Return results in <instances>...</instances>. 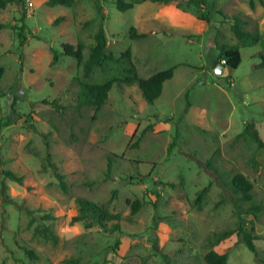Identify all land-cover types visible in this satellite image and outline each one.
Masks as SVG:
<instances>
[{
    "label": "rangeland",
    "instance_id": "1",
    "mask_svg": "<svg viewBox=\"0 0 264 264\" xmlns=\"http://www.w3.org/2000/svg\"><path fill=\"white\" fill-rule=\"evenodd\" d=\"M172 2L183 9L179 26L152 16L162 3L149 0L0 7V187L13 200L0 198V264H207L211 250L227 253L228 264H264V208L238 214L236 195L219 183L240 173L253 186L241 207L264 200V148L250 133L239 136L249 124L264 141V0ZM233 15L261 38L240 48L236 69L218 75L217 45L236 43L224 17ZM100 26L117 61L106 58L85 77ZM65 45L80 51V61ZM169 68L160 96L146 101L133 77ZM109 80L99 108L78 105L80 84ZM6 170L23 183L4 177ZM78 197L118 214L107 223L118 229L72 222ZM135 201L142 205L132 213ZM240 221L256 237L257 257L236 234L214 237ZM36 226L49 227L56 242Z\"/></svg>",
    "mask_w": 264,
    "mask_h": 264
},
{
    "label": "trees",
    "instance_id": "2",
    "mask_svg": "<svg viewBox=\"0 0 264 264\" xmlns=\"http://www.w3.org/2000/svg\"><path fill=\"white\" fill-rule=\"evenodd\" d=\"M14 0H0V7H5V5ZM152 2H158L167 4L172 2V0H149ZM190 2H200L202 0H189ZM75 4V0H46V5L49 7L54 6H64V7H72ZM177 5H179L177 3ZM130 6H126L121 8L125 10ZM25 15V12H23ZM229 20L230 30L233 36L236 39V43L233 45L229 44H218L217 47L219 50L218 56L216 58V65L221 64L225 68L236 69L241 61L240 58V48L250 47L255 45L261 38L260 33L257 29L255 30H247L245 28L246 22L242 20L238 15H233L231 17L224 16ZM2 25L0 24V28ZM131 35L134 37H143L145 34H136L133 30L131 31ZM20 39L23 40L21 34H19ZM94 45L90 47L89 55L85 63L83 64L84 76L88 77L91 71L95 66L100 65V63L106 59H112L113 61H117L115 59V55L108 50V43L104 28L100 26L96 33L94 34ZM70 47L64 46V53L69 55H74L78 61L81 59V53L77 49L75 51H69ZM128 51L125 54V58L128 57ZM261 64L260 67H264V53H260ZM53 60H58V55L54 53ZM224 61V62H222ZM127 72L133 71V66L130 64L128 68H126ZM173 76V69L169 68L166 70H162L154 73L148 78H139L137 76L133 77L138 84L139 90L142 94V97L152 103L155 99H157L162 91V87L165 81L171 79ZM113 84L112 80L105 82L100 85H88V84H80L81 92L78 96V105H90L95 108H99L107 99L108 92L111 89ZM245 133H250L253 139L257 142V146L259 148H264V141L261 139L259 132L255 129H252L251 125L247 124L244 131L239 134L244 135ZM110 169V165H109ZM3 176L9 178L13 181L18 182L19 184L23 183V177L18 176L16 173L10 170H6L3 172ZM221 185L231 190L233 194L236 195L234 206L237 209L238 214L251 213L254 217L258 212H260L264 208V200L257 204H250L248 208L245 210L239 204V201H250L252 198L251 190L252 183L242 174L236 173L232 176L229 182L222 183ZM61 185L64 186V183L61 181ZM210 188V184L203 187L196 196V205L199 208L201 202L204 199L207 191ZM0 198L1 202L4 204L13 203L11 197L7 193V186L5 183L1 184L0 187ZM78 203V213L74 215L71 219L72 222H83L86 227H92L94 225L99 226L100 228L107 229V223L111 221H115L119 219L118 214H112L107 210L101 208L96 203L83 198H77ZM141 202L135 201L132 204V213H136V211L141 207ZM118 229V225L115 224L111 228L107 229L111 232H114ZM35 233L42 235L46 240H52L56 242L57 236L53 233V231L49 227H39L36 226ZM233 234H236L242 241V243L251 251L255 257H257L258 252L254 240L256 237L253 235L251 230H247L246 225L243 222H239L237 227L234 229L224 230L220 233L214 234L216 241H220L223 238H227ZM119 241L115 243V248L119 245ZM27 258L34 259V253L30 250L25 251ZM204 260L207 264H228V254L227 253H218L214 250L207 252L204 256ZM168 258H166V262H168ZM103 264H106L104 262Z\"/></svg>",
    "mask_w": 264,
    "mask_h": 264
},
{
    "label": "crops",
    "instance_id": "3",
    "mask_svg": "<svg viewBox=\"0 0 264 264\" xmlns=\"http://www.w3.org/2000/svg\"><path fill=\"white\" fill-rule=\"evenodd\" d=\"M159 4V3H158ZM167 12L166 14H164L163 12ZM169 12V13H168ZM183 14V9H181V7L179 5H177L176 3L173 2H169L167 4H160V6L158 7H153L152 10V16L154 17H167L165 18V23L167 25H173V26H179V19L181 18ZM148 15V14H147ZM205 23H203L202 20H199V32L198 34H202L205 32L206 28H205Z\"/></svg>",
    "mask_w": 264,
    "mask_h": 264
},
{
    "label": "water",
    "instance_id": "4",
    "mask_svg": "<svg viewBox=\"0 0 264 264\" xmlns=\"http://www.w3.org/2000/svg\"><path fill=\"white\" fill-rule=\"evenodd\" d=\"M224 71H225V67L223 65L221 64L216 65L215 67L216 74L223 75Z\"/></svg>",
    "mask_w": 264,
    "mask_h": 264
},
{
    "label": "built area",
    "instance_id": "5",
    "mask_svg": "<svg viewBox=\"0 0 264 264\" xmlns=\"http://www.w3.org/2000/svg\"><path fill=\"white\" fill-rule=\"evenodd\" d=\"M29 4H31V3H29ZM222 62H224V61H222Z\"/></svg>",
    "mask_w": 264,
    "mask_h": 264
}]
</instances>
